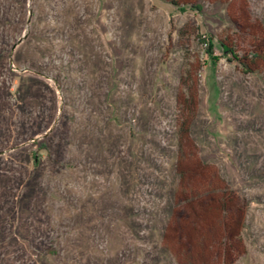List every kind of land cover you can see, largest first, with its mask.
<instances>
[{
  "label": "rangeland",
  "instance_id": "rangeland-1",
  "mask_svg": "<svg viewBox=\"0 0 264 264\" xmlns=\"http://www.w3.org/2000/svg\"><path fill=\"white\" fill-rule=\"evenodd\" d=\"M196 5L0 0V264H180L163 235L192 79L198 155L246 207L234 264H264V67L224 51L252 40L229 3Z\"/></svg>",
  "mask_w": 264,
  "mask_h": 264
},
{
  "label": "trees",
  "instance_id": "trees-1",
  "mask_svg": "<svg viewBox=\"0 0 264 264\" xmlns=\"http://www.w3.org/2000/svg\"><path fill=\"white\" fill-rule=\"evenodd\" d=\"M198 1L180 0L182 9L196 8ZM208 1L229 3L233 11L231 18L238 31L252 37L250 48L242 55L236 51L232 38L222 41L224 51L246 73L264 67L263 27L260 23L250 22L246 1L240 0L238 4H233V0ZM191 77V73L187 74L186 79L191 80ZM197 93L198 81L192 79L187 93L178 97L179 152L175 172L179 177V187L163 241L180 264H234L247 252L242 237L246 207L219 170L204 163L198 155V148L191 138L198 108Z\"/></svg>",
  "mask_w": 264,
  "mask_h": 264
},
{
  "label": "water",
  "instance_id": "water-1",
  "mask_svg": "<svg viewBox=\"0 0 264 264\" xmlns=\"http://www.w3.org/2000/svg\"><path fill=\"white\" fill-rule=\"evenodd\" d=\"M21 41V40H20Z\"/></svg>",
  "mask_w": 264,
  "mask_h": 264
}]
</instances>
